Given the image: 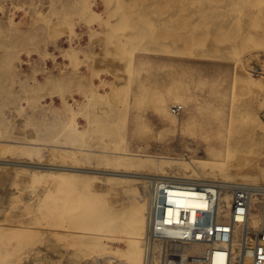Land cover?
Returning a JSON list of instances; mask_svg holds the SVG:
<instances>
[{
	"label": "rangeland",
	"instance_id": "obj_1",
	"mask_svg": "<svg viewBox=\"0 0 264 264\" xmlns=\"http://www.w3.org/2000/svg\"><path fill=\"white\" fill-rule=\"evenodd\" d=\"M0 143L4 264H58L48 207L66 173L71 192L145 214L146 233L150 186L113 173H173L126 152L191 159L214 181L211 164L224 163L238 182L264 183V0H0ZM101 253L87 246L76 264H103Z\"/></svg>",
	"mask_w": 264,
	"mask_h": 264
},
{
	"label": "built area",
	"instance_id": "obj_2",
	"mask_svg": "<svg viewBox=\"0 0 264 264\" xmlns=\"http://www.w3.org/2000/svg\"><path fill=\"white\" fill-rule=\"evenodd\" d=\"M229 190L231 203L220 208L219 182L151 180L146 264H191L177 243L205 245L203 264H264V183H234ZM200 199L203 206L191 203Z\"/></svg>",
	"mask_w": 264,
	"mask_h": 264
},
{
	"label": "bare ground",
	"instance_id": "obj_3",
	"mask_svg": "<svg viewBox=\"0 0 264 264\" xmlns=\"http://www.w3.org/2000/svg\"><path fill=\"white\" fill-rule=\"evenodd\" d=\"M177 2H179V1H177ZM189 2H190V0H189ZM182 9H184V8H182ZM90 11L91 12H96L94 7H92ZM156 17H157V15H156ZM221 18L224 19L225 17H221ZM225 20H227V19H225ZM154 25H156V24H154ZM159 26H160V24H159ZM163 27H165V26H163ZM157 30H160V29L158 28ZM162 31H164V30H162ZM155 32H157V31H155ZM157 33H159V31ZM179 33L181 34V32H179ZM159 34L156 35V36H159ZM173 34H176L175 31H174ZM187 35L189 36L188 33L183 35V36H186V39H187V37H188ZM198 35H200V34H198ZM193 37L197 38V35L196 36L193 35ZM153 38H154V36H153ZM159 38H161V36ZM189 38L186 41V43H188V41H190L192 37L189 36ZM196 38H195V40H196ZM198 38H200V37L198 36ZM155 39H156V37H155ZM159 40H157V42ZM198 40H200L199 41L200 43H202V44L204 43V42H201V39H198ZM183 42H184V40H183ZM158 43L162 44V42H158ZM200 43H198V44H200ZM195 44H197V42ZM144 45H145V43H144ZM213 48H217V47H213ZM161 49H163V48H161ZM186 50H190V49H186ZM190 52H191V50H190ZM176 107H178V106H176ZM125 154H126V156H128V155L138 156L139 157L138 165H140V166L147 167V168L150 167V169L155 170V171H157L156 169H158V168H168L169 170H171L173 175H171V176L167 175L166 177H164L163 175L156 174V173L155 174H150V173H133V174L132 173L131 174L113 173V174H119V175H124V176H132L135 181H137L138 183H140L142 186H145V187H147V186L149 187L150 185H148L147 182L151 181L153 179H163V180H167V181L183 182V183H211V182H219V183H221L223 185V191H222V193L220 195V201H219L220 202L219 203L220 204V208H224V206H223L224 204H226V207H228L230 205L231 196L232 195H231V192H230L229 189L231 188L232 184L240 183V182H238L236 180L237 178L235 177V175H230L229 173L222 172L224 170V168H223V164L224 163L221 164V165L217 164V163L211 164L212 167H214V170H216V169L222 170V171H218V172H221V174H222L221 177H222L223 180L214 181L211 178L213 175L211 176L209 173L200 172L199 170H197V168H196V166L194 164V161L191 160V159H189L188 161L182 162V159H179V158L163 157V156H159V155H150V154H144V153H127V152ZM176 160H179V161L181 160V161L179 162V161H176ZM215 162H217V161H215ZM53 168H55V166ZM56 168L65 169V170L66 169H68V170H76V172L78 170L75 167L74 168H67V167H60L59 166V167H56ZM92 168H94V167H92ZM10 170H12V169H10ZM88 171H90V170H88ZM248 171H250V170H248ZM113 172H114V170H113ZM2 173H4V172H2ZM109 173H111V172H109ZM6 174H4V176ZM62 176H63V181H64L63 188H64L65 192H64L63 195H61V197L59 196L60 198L58 200V203H59L58 206L55 205V203H52L48 207L49 212L52 213V214L55 213L56 217H57V228H56V231L55 230L54 231L49 230V231L55 233L57 235V237H58V248H57V251H56L57 255H58V264H76V261L78 260L77 258L80 257L79 256L80 253L87 246H89V247L90 246H94V247H98L99 248V251L102 252L101 253L102 257L99 258V260L103 264H112L113 263V258H115V260H117L119 262V264H123L124 262L122 263V261H128L129 264H146L145 255H146V248H147V243H148V239L147 238H148L149 224H150V192L148 194V193H146L145 190H141V200H143V201L144 200L145 201L148 200V203H149L148 204L149 205L148 215H147V220H148V222H147L148 226L147 227H148V229H147V231L145 233L144 227H143L144 226V222H145L144 221L145 220V214L143 215L142 213H140L138 211L139 213H135L134 212V213H131L129 215L128 214V212H129L128 209L123 208V210H117L115 208L107 207V206L104 205L103 202L97 200L96 198L92 199V198L86 196V194L84 193V191H82L80 189V187H78V189H76L77 190L76 192H71L72 183H73V185H77V184H74L75 181H76V178L74 177V175H69L67 173L65 175H62ZM258 177H259V174H256V175H252V176H245L243 179H244V181H249L248 183H250V184L251 183H255V182H262V179H260ZM0 178H1V176H0ZM118 179L124 181L123 179H120V178H118ZM128 181H129V179H125L124 182H128ZM22 193H23V191H22ZM35 199H36V197H35ZM40 200L41 199H37V201L35 203V206L37 207V209L38 208L41 209ZM44 201H46V200H44ZM44 203H47V202H44ZM191 203L193 205H195V206H203L205 204V201L201 200V199L200 200H192ZM29 204L27 205L28 207H30ZM32 204L33 203L31 202V205ZM134 205H133V207H134ZM130 206H129V208H130ZM30 208H27V209H30ZM137 208H141V207H137ZM36 212L38 213V211H36ZM31 213H29V214H31ZM24 214L26 215L27 213L25 212ZM34 215L36 216V214H34ZM35 218L36 217H34V219ZM23 219H24V217H23ZM49 219L50 218H48V220ZM22 221L20 223H23ZM30 222H28V223H30ZM36 223H38V222H36ZM45 228L46 227H44V229ZM0 229H4V225H3V227L0 226ZM6 229H8V228H5V230ZM39 229H40V227H39ZM47 229H49V228H46L45 231ZM12 230H13V228L9 229L8 231H12ZM106 230H108L110 232L112 231V232H115V233H120V234L124 233L125 235H123L121 237H118L115 234L111 235V236L110 235H106V234H104L106 232L103 233V231H106ZM23 232H25V231H23ZM10 234L12 235V233H10ZM4 238L5 237L0 236V257L3 256V251L6 249V247L9 246V245L8 246L5 245L7 243H5L6 241H5ZM9 244H11V243H9ZM178 244H179L178 245L179 247H182L183 245H185L187 243H178ZM204 249H205V245H200L199 243H190V245H187L186 248L184 247L183 252L188 253V254L191 255V257L193 258V261H191V264H203L202 256L204 254ZM25 257H27V256L25 255ZM120 257H124L125 259L120 261L119 260ZM30 258H31V256H30ZM28 260H29V257H28ZM28 260H26V261L23 260V261H25L27 263L20 262L19 264H41L43 262V260H44V254L35 255L32 258V260L29 261V263H28ZM56 261L52 262V263L54 264V263H56ZM52 263H50V264H52ZM0 264H4V263H2L0 261Z\"/></svg>",
	"mask_w": 264,
	"mask_h": 264
}]
</instances>
